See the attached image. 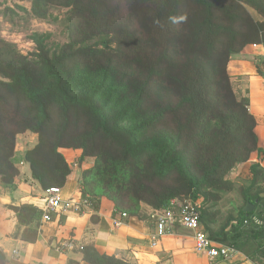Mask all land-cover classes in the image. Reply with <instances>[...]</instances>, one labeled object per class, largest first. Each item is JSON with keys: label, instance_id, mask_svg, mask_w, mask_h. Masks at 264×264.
I'll list each match as a JSON object with an SVG mask.
<instances>
[{"label": "trees", "instance_id": "16d2710c", "mask_svg": "<svg viewBox=\"0 0 264 264\" xmlns=\"http://www.w3.org/2000/svg\"><path fill=\"white\" fill-rule=\"evenodd\" d=\"M28 1L27 13L40 20L51 8L65 9L69 40L50 51L44 36L33 35L36 50L25 57L0 38V181L14 184L16 137L33 134L37 144L24 160L43 190L66 185L64 153L78 152V166L92 163L78 179L92 209L106 199L141 220L171 202H198L209 239L264 264L258 166L239 189L253 210L243 206L217 231L210 227L219 215L211 208L234 189L231 171L252 153L264 154L248 100L237 98L228 73L234 55L264 44V0ZM96 38H106L105 48L89 45ZM160 88L171 99L158 97ZM142 206L151 212L142 214ZM8 208L23 227L16 236L35 243L42 212ZM81 253L86 264H134L93 243ZM0 264H11L1 251Z\"/></svg>", "mask_w": 264, "mask_h": 264}, {"label": "crops", "instance_id": "0c3cea01", "mask_svg": "<svg viewBox=\"0 0 264 264\" xmlns=\"http://www.w3.org/2000/svg\"><path fill=\"white\" fill-rule=\"evenodd\" d=\"M263 57L264 44L249 45L228 63V73L236 96L248 100V110L256 120L254 132L259 149H264ZM255 165L264 172V154L252 153L247 162L237 165L229 174L228 180L234 189L221 194L216 206L222 207L224 203H229V208L235 212L223 214L215 208L219 215L216 222L210 225L214 231L220 228L228 215L236 214L247 204L244 205L239 189H247L252 179L250 168ZM61 189L64 198L81 200L73 182L67 181ZM43 196L44 190L38 181L31 178L29 170L23 177H18L13 185L0 181V251L11 264H86L81 248L89 243H93L99 253L123 258L134 264H223L211 262L206 256L197 254L192 234L178 226L170 234L158 239L157 245L153 247L154 225L150 216L141 220L127 217L123 219L121 227L113 229L111 220L118 212L106 199L101 201L98 209L82 208L81 213L77 214L53 215L48 223L40 218L36 242H24L20 235L16 236L23 227L19 226L15 213L8 207L26 204L42 212ZM68 240L75 242L73 251H65L61 247ZM224 264L254 263L239 254L233 262Z\"/></svg>", "mask_w": 264, "mask_h": 264}, {"label": "rangeland", "instance_id": "374dc122", "mask_svg": "<svg viewBox=\"0 0 264 264\" xmlns=\"http://www.w3.org/2000/svg\"><path fill=\"white\" fill-rule=\"evenodd\" d=\"M30 8L31 3L28 0H0V38L14 44L17 51L25 57H30V54L36 50L32 38L33 35L44 36L45 45L50 51L57 50L68 42L69 31L65 9L51 8L49 17L45 20H40L27 13ZM89 45L105 48L106 38H96L90 42ZM109 47L111 49L114 48L111 44H109ZM160 96L171 99V96H169L163 88L159 89L158 97ZM36 144V135L26 133L16 137L13 156V163L19 169V175L16 179H18V177L20 178V176L23 177L28 170L30 171L29 164L24 160V155L25 152L33 149ZM64 156L71 168L68 181L76 184V189L78 190V179L81 172L90 168L92 163L89 161L78 166V152L67 151L64 153ZM262 187L260 186L259 189ZM228 204L224 203V205H222L223 208L215 206L211 209L214 210L218 208L223 214L235 212V210L229 208L230 205ZM150 212L151 211L146 206L141 207L142 214H149Z\"/></svg>", "mask_w": 264, "mask_h": 264}, {"label": "built area", "instance_id": "2783aa9c", "mask_svg": "<svg viewBox=\"0 0 264 264\" xmlns=\"http://www.w3.org/2000/svg\"><path fill=\"white\" fill-rule=\"evenodd\" d=\"M82 208H91V204L87 200L74 201L64 198L61 188L50 187L44 190L41 221L48 223L53 215H66L70 212L81 213ZM199 209L198 202L185 201L180 206L171 202L164 210L152 213L150 219L154 225V233L151 245L155 247L158 239L170 234L173 228L178 226L192 234L191 238L197 254L206 256L211 262H233L240 253L208 238L200 223ZM126 218L125 213H118L111 220L112 228L121 227L123 219ZM61 247L65 251H73L76 245L72 240H68L63 242Z\"/></svg>", "mask_w": 264, "mask_h": 264}, {"label": "water", "instance_id": "95a60500", "mask_svg": "<svg viewBox=\"0 0 264 264\" xmlns=\"http://www.w3.org/2000/svg\"><path fill=\"white\" fill-rule=\"evenodd\" d=\"M261 198H264V194L260 195ZM253 205L251 203H247L245 207L243 208V212L246 214H249L253 210ZM224 264V263H223Z\"/></svg>", "mask_w": 264, "mask_h": 264}]
</instances>
